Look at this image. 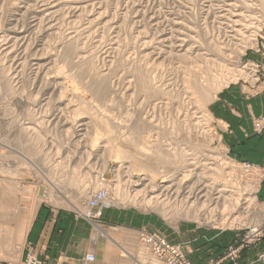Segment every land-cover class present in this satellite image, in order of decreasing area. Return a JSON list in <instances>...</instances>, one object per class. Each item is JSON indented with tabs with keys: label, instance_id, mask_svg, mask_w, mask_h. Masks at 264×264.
<instances>
[{
	"label": "rangeland",
	"instance_id": "1",
	"mask_svg": "<svg viewBox=\"0 0 264 264\" xmlns=\"http://www.w3.org/2000/svg\"><path fill=\"white\" fill-rule=\"evenodd\" d=\"M18 1L0 0V35L8 27L27 28L26 51L3 54L0 50V73H4L0 74V184L28 185L32 195L23 198L19 193L12 197L14 203L6 200V205L0 201V258L27 264L28 256H33L43 264L28 232L44 209L50 214L71 211L89 221L94 244L99 239L105 243L104 251H99L104 264H135L141 253L147 264H161L143 245L144 234L163 237L179 247L191 264H203L202 253L207 254L205 264H264V229L256 242L240 249L237 259L228 256L231 247L248 235V227L264 223L258 213L264 209V133H257L253 125V117L264 111L252 117V127L247 112L238 114L241 102L264 93V0H83L86 6L81 11L62 4L48 20L38 14L43 23L33 29L28 23L39 0H22L23 13L13 6ZM44 21L54 27L43 30ZM253 31L256 40L251 38ZM165 37L167 42L162 40ZM179 42L183 49L176 50ZM256 45L261 46L259 51L251 49ZM33 59L48 62L47 70L37 74ZM248 61L261 65L253 85L243 80L242 66ZM219 76L232 80L213 92L210 101L202 102L205 90L194 92L190 80L204 87L217 84ZM232 83L238 86L223 90ZM79 120L85 123L81 131H77ZM26 125L31 128L22 132ZM196 140L203 141L204 147L195 148ZM104 146L110 147L109 153ZM112 147L127 154L115 158ZM194 151L202 155L200 159L211 155L212 160L201 161L212 162L207 166L220 171L213 176L215 188L234 193L240 188L241 208L209 206L201 198L196 207L211 217L204 220L191 211L185 215L188 205L182 195L162 196L153 190L147 196L140 191L136 203L129 199L143 187L130 182L136 180L134 172L152 174L155 181L177 173V179H190L189 184L210 178L211 171L204 167L206 172L199 177L192 173L200 172V167L192 173L191 166L182 171L180 156ZM246 163L259 168L249 171ZM34 191H43L42 197L38 195L23 240L15 249L12 231L23 203L36 197ZM102 193L105 202L88 207L89 200ZM248 194L254 195V202L241 204ZM149 195H160L161 205L145 204ZM124 197L130 201L125 203ZM4 228H11L6 242L2 241ZM89 255L93 259L85 261L99 258L93 252L84 259Z\"/></svg>",
	"mask_w": 264,
	"mask_h": 264
},
{
	"label": "bare ground",
	"instance_id": "2",
	"mask_svg": "<svg viewBox=\"0 0 264 264\" xmlns=\"http://www.w3.org/2000/svg\"><path fill=\"white\" fill-rule=\"evenodd\" d=\"M35 1V0H34ZM33 1V2H34ZM94 1V0H93ZM93 1L91 2V3H93ZM24 1H22V0H19L18 1V3H17V5L16 4H14L13 6H15V8L17 9V11H19V12H21V13H23L22 12V10L25 8L24 6H21V4L20 3H23ZM89 2V1H88ZM82 3H83V5H82ZM87 3V2H86ZM85 3V4H86ZM99 3V2H98ZM62 4H65V5H69V7L71 6L75 11H78V10H80L81 11V9H84V7L86 6V5H84V2H83V0H39V3H35L34 5H35V7L34 6H32V7H34L33 9H34V11L31 13L32 14V16H31V18H30V21H29V28H34L35 26H36V28L37 27H39V25H41V23H43V19L44 20H48V16H50L51 14H54L55 12H56V10H57V8L59 7V6H61ZM88 4V3H87ZM260 4H262V3H260ZM28 4H26V6H27ZM264 5V4H263ZM12 6V7H13ZM92 6V5H91ZM31 8V7H30ZM262 8H264V7H262ZM26 9V8H25ZM28 9H29V7H28ZM71 9V8H70ZM72 9V10H73ZM31 10V9H30ZM23 11H25V10H23ZM74 12V11H73ZM26 13V12H25ZM17 13H13V16H15ZM38 14H42V16L44 15V16H47V17H42L43 19H41V15H39L40 17H38L37 15ZM48 14V15H47ZM79 14V13H78ZM98 14V13H97ZM174 14V13H173ZM242 14V13H241ZM20 15V14H19ZM22 15V14H21ZM264 19V18H263ZM262 19V20H263ZM16 21V20H15ZM44 23H46V21H44ZM48 23V22H47ZM45 24L46 25V28H45V26H44V28L45 29H43V30H50V29H52L53 27L52 26H50L51 25V23L50 24ZM176 23V22H175ZM10 24V23H9ZM13 24H15V23H13ZM12 24V25H13ZM177 24H178V22H177ZM41 27V26H40ZM32 28V29H33ZM39 29H42V27L41 28H39ZM27 30V28H21V29H17L16 27H8V29H6V31L2 34V35H0V38L3 40L2 41V43H1V45H0V50H1V52L3 53V54H9L10 52L11 53H15L16 54V52H18V53H20V52H24V49L25 48H27L26 46H27V43L25 42L26 41V35H25V33L27 32L26 31ZM2 33V32H1ZM45 33V32H44ZM183 33V32H182ZM0 39V40H1ZM167 38L165 37V38H162V40H164V42H167V41H165ZM168 40V39H167ZM182 40L183 39H181V41H180V39H179V41L180 42H182ZM197 40V39H196ZM184 41V40H183ZM1 42V41H0ZM163 42V41H162ZM179 42V44H176L175 46H176V50H177V48H178V50H181V49H183V48H181V46L183 45L182 43H180ZM253 42V41H252ZM161 43V42H160ZM187 45V44H186ZM219 46V45H218ZM29 47V46H28ZM220 47V46H219ZM21 48H22V51H20L21 50ZM171 48V47H170ZM173 49H174V47H173ZM27 49H25V51H26ZM20 51V52H19ZM178 53V52H177ZM21 54V53H20ZM200 54V53H199ZM19 56V55H18ZM20 57V56H19ZM18 59V58H17ZM17 61V60H16ZM16 61H14V62H16ZM33 61H34V63L32 64V65H36V71H37V74L39 73V72H41V71H43V70H47V67H48V62H41V60L40 59H33ZM17 62H19V60L17 61ZM18 65L19 64H17L16 66H15V69L18 67ZM22 65V64H21ZM51 66V65H50ZM221 67V66H220ZM51 68V67H50ZM15 69L13 70V71H15ZM35 70V69H34ZM2 71V70H1ZM225 71V70H224ZM231 71V70H230ZM233 71H234V69H233ZM6 73V72H5ZM43 73V72H42ZM0 74H2V73H0ZM4 74V73H3ZM2 74V75H3ZM12 74H13V72H12ZM46 74V73H45ZM238 74V73H237ZM40 75V74H39ZM222 75V74H221ZM41 77V76H40ZM189 77V76H188ZM187 77V78H188ZM191 77V76H190ZM192 77H194V76H192ZM218 77V76H217ZM223 77V76H222ZM226 78H222L221 79V77L219 76V78L221 79V81H218V83L217 84H213V83H215V82H213V83H209L208 85H205L204 87H201V86H203V85H201L200 87H198L199 85H198V83H197V81L193 78V79H191L190 80V84H191V86H192V88L194 89V92H196V91H198V92H196V93H199V91H200V88L201 89H204L205 91H203V94L201 95V100H202V102L203 101H205V100H207V101H210L213 97H214V93L216 92V91H218V90H220L221 89V87L222 86H224V85H226V84H228L227 82L228 81H231L232 80V78L230 79V78H228L227 79V76H225ZM235 77V76H234ZM234 77H233V79H234ZM3 78H5V77H3ZM7 78V77H6ZM34 78V77H33ZM197 79V78H196ZM216 79V78H215ZM219 80V79H218ZM148 81V80H147ZM8 82V81H7ZM9 83V82H8ZM57 84H55L56 85V87H59L60 85V83L57 81L56 82ZM213 84V85H212ZM54 85V86H55ZM57 85H59V86H57ZM144 85V84H143ZM143 85H142V87H143ZM147 85V84H146ZM149 86H150V84H149ZM190 86V87H191ZM147 88H148V86H146ZM147 88H144L145 90L147 89ZM149 89V88H148ZM74 91V90H73ZM97 92V91H96ZM142 92V91H141ZM201 92V91H200ZM214 92V93H213ZM50 93V92H49ZM160 94V93H159ZM76 96V95H75ZM165 97V96H164ZM81 98V97H80ZM49 99V98H48ZM82 99V98H81ZM68 100V99H67ZM42 101V100H41ZM196 101V100H195ZM206 101V102H207ZM36 102V101H35ZM59 103V102H58ZM201 103V102H200ZM205 103V102H204ZM33 104V103H32ZM165 104V103H164ZM24 105V104H23ZM40 105V104H39ZM88 105V104H87ZM28 106V105H27ZM25 107V106H24ZM26 108H29V107H26ZM25 108V109H26ZM135 109V108H134ZM30 110H32V108L30 109ZM34 110V109H33ZM74 110V109H73ZM27 113H29L28 111H26ZM31 112V111H30ZM33 112V111H32ZM29 114H31V113H29ZM33 114V113H32ZM54 114V113H53ZM173 114V113H172ZM31 116V115H30ZM26 118V117H25ZM52 118V117H51ZM135 118V117H134ZM145 119V118H144ZM159 120V119H158ZM27 121V120H26ZM80 122H79V124H78V127H80V129L78 128V130L77 131H81V130H83L81 127H83L84 125H85V123L84 122H82L81 120H79ZM52 122V121H51ZM104 122V121H103ZM128 122V121H127ZM21 123V122H20ZM139 123V122H138ZM119 124V123H118ZM128 124V123H127ZM32 125H33V123H32ZM38 125V124H37ZM106 125H107V123H106ZM109 125V124H108ZM111 125H113V124H111ZM29 128H31V127H27V125L26 126H22V128H20V130L22 131V132H26V131H28L29 130ZM169 128V127H168ZM18 129V128H17ZM34 129V128H33ZM37 129V128H36ZM109 129V128H108ZM139 129V128H138ZM143 129V128H142ZM20 131V132H21ZM151 131V130H150ZM39 132V131H38ZM63 132V131H62ZM113 132V131H112ZM137 132V131H136ZM32 133V132H31ZM34 134V133H33ZM206 134V133H205ZM21 135V134H20ZM23 135V134H22ZM178 135V134H177ZM33 136V135H32ZM136 136V135H135ZM209 136V135H208ZM81 137V136H80ZM23 138V137H22ZM142 139V138H141ZM34 140V139H33ZM96 140V139H95ZM110 140V139H109ZM132 140H133V138H132ZM30 141V140H29ZM210 141V140H209ZM208 141V142H209ZM24 142V141H23ZM102 142V141H101ZM139 142V141H138ZM160 143V142H159ZM136 144V143H135ZM144 144V143H143ZM195 144L196 145H194V147L195 148H199V147H201V146H203L204 145V142L203 141H197L196 140V142H195ZM136 146V145H135ZM103 147V146H102ZM105 147V146H104ZM204 147V146H203ZM107 148H110L109 146L108 147H105L104 149L105 150H107ZM135 148H137V147H135ZM138 148H139V144H138ZM159 148V147H158ZM221 148V147H220ZM140 149H141V147H140ZM139 149V150H140ZM142 149H144V148H142ZM201 149V148H200ZM195 150V149H194ZM112 152H113V154H114V156H115V158H120L121 156L122 157H124V155L125 154H127L126 152L124 153L123 152V150L122 149H120L119 147L117 148V147H112V150H111ZM146 151V150H145ZM162 151V150H161ZM183 151V150H182ZM197 152V151H196ZM107 153H109L108 152V150H107ZM198 153V152H197ZM113 154H112V156H113ZM164 154V153H163ZM168 154V153H167ZM209 154V153H208ZM101 155V154H100ZM161 155H162V153H161ZM161 155L159 156V157H161ZM166 154H164V156H165ZM170 155V154H169ZM172 155V154H171ZM189 155V156H188ZM206 155V154H205ZM203 155V158H201L200 159V156H202V155H197L196 153H195V151L191 154H187V155H183L182 157L180 156V162H182L181 164V166L180 167H182L183 168V170L182 171H184V172H186L187 170H186V168H188V167H193L191 170H188L189 171V173H192V171L194 170V169H197V168H199V169H201L200 170V172H195V173H192V174H194L195 176H193V177H199V176H201L202 174L204 175L205 174V172L207 171V172H210L211 171V173H210V175H212L210 178H209V175L207 176L208 178H206V179H204V180H206V181H204L203 179L202 180H198V178H197V180L198 181H194L193 183H191V184H189V181H190V179H189V181L188 182H186V181H184L183 179H182V177L180 178L179 177V179H177V173L176 174H171L170 176H167V175H163L161 178L162 179H160L159 181L157 180V181H155V178H154V175H152L151 174V176H149L148 174L149 173H136V172H134L136 175H134L133 177H135L136 178V180H132V181H130L131 183L133 182L134 184H140V185H143V187H142V189H139V190H136V191H134L135 193H134V195H135V198H134V196H133V198H130L129 197V199H131V201H133V203H136V197L137 196H139V194L142 192V193H145L144 195H146L147 196V194L148 193H150V192H152L153 190H159L160 192V195H162L163 196V194L164 195H175L174 197L175 198H177L179 195L181 196V199H183V203L185 202L186 203V205H188V207H186L185 205H181V206H185L184 207V210H183V212L185 213V215H187L188 213H190V211L192 212V213H194L192 216H194V217H198V218H200L201 219V217H203L202 219H204V220H206L207 219V217L209 218V216H207V217H205V215L206 214H202L201 212H200V209H198L197 207H196V204H197V202H201L200 201V199L201 198H203V200H202V202H208V204H209V206L211 205V204H214V207L215 206H217L219 203H220V205L222 204V206H223V208H225V207H231V205L232 206H234V207H237V205L239 206V200H240V196H243L242 195V193H240V188H239V190H237L238 192H236V193H234L235 191H232V190H228L227 188H219V189H217V187L215 188V185H217V184H215V180H214V177L215 176H217L219 173H220V171L219 170H215V169H217V167L215 166V167H210V166H207V165H209V164H211L212 162H210L209 164L208 163H206V160L207 159H211V155ZM126 156H128V155H126ZM167 156V155H166ZM165 156V157H166ZM179 156V155H178ZM205 156V157H204ZM214 156V155H213ZM212 156V157H213ZM216 156V155H215ZM162 157H163V155H162ZM165 157H164V160H165ZM125 158H127V157H125ZM170 158V157H169ZM173 158V157H172ZM177 158V157H176ZM121 159V158H120ZM160 159V161L161 162H164L163 161V159H161V158H159ZM158 159V160H159ZM174 159V158H173ZM204 159H206L205 160V162H202ZM171 160V159H170ZM175 160V159H174ZM202 160V161H201ZM212 160V159H211ZM143 161H145V160H143ZM172 161V160H171ZM176 161V160H175ZM78 162V161H77ZM146 162V161H145ZM166 162V161H165ZM92 163V162H91ZM140 163V162H139ZM172 163V162H171ZM138 164V163H137ZM213 165V164H212ZM145 166V165H144ZM205 168L206 169V171L204 172L203 170H205V169H203L202 170V168ZM145 168V167H144ZM157 168V167H156ZM178 168V167H177ZM221 169V168H220ZM135 169H133V171H134ZM152 170V169H151ZM161 170V169H160ZM195 171V170H194ZM116 172V171H115ZM177 172V171H176ZM131 173V172H130ZM165 173V172H164ZM179 173V172H178ZM129 174V173H128ZM133 174V173H132ZM141 174H142V176H141ZM157 174V173H156ZM180 174V173H179ZM178 174V175H179ZM207 174H209V173H207ZM216 174V175H215ZM191 175V174H190ZM215 175V176H214ZM132 176V175H131ZM131 176H128V177H131ZM183 176V175H182ZM214 176V177H213ZM89 177V176H88ZM184 177V176H183ZM187 177H188V175H187ZM191 177V176H190ZM157 179V178H156ZM173 180H175L174 182H173ZM228 180V179H227ZM122 181V180H121ZM222 181V180H221ZM234 181V180H233ZM13 182V181H12ZM11 181H5V183H4V181H2L1 183L2 184H0V190H1V198H0V201H1V203H2V205H6V203L8 202V201H10L11 200V202L13 201V199H12V197H14V196H16L17 194H19V193H21L22 195V197L23 198H28V196H29V194L32 192H30V186H28V185H20L18 182H15L14 184L12 183ZM118 182V181H117ZM217 182V181H216ZM227 182V181H226ZM119 183V182H118ZM227 183H225V184H223V186H225ZM232 184V183H231ZM235 184V183H234ZM117 185V184H116ZM131 185V184H130ZM221 185H222V183H221ZM249 185V184H248ZM220 186V185H219ZM229 186V185H228ZM117 187H118V185H117ZM221 187V186H220ZM252 188V187H251ZM255 188V187H254ZM255 190V189H254ZM84 191V190H83ZM117 191V190H116ZM116 191H114V192H116ZM141 191V192H140ZM229 192L230 194H228V195H224V193L225 192ZM233 192V193H231V192ZM30 192V193H29ZM35 192V191H34ZM37 192V191H36ZM35 192V196L36 197H32L31 199L29 198V200H27V202H22L23 203V207H21V210L22 211H20L19 212V214H18V216H17V224H16V227H15V229H14V231H12L13 233H14V239H15V242H14V248L15 249H18L20 246V242L23 240V236H24V234H25V232H26V230H27V228H28V225H29V222H30V218L32 217V214H33V209L36 207V205H37V203H38V200L37 199H39V198H37L38 197V195L40 196V197H42V192L41 193H36ZM140 192V193H139ZM226 192V193H227ZM120 193V192H119ZM119 193H117V194H119ZM161 193H163V194H161ZM214 193H216V194H218L217 196H215L214 195ZM122 194V193H121ZM121 194H120V197H121ZM28 195V196H27ZM31 195H32V193H31ZM160 195H153V196H151L150 197V195H149V198H147L146 199V201H145V204H147L148 206L149 205H161V203H162V201H160L161 203H159V201H158V198L160 197ZM236 195V196H235ZM246 195V194H245ZM26 196V197H25ZM123 196H124V194H123ZM122 196V197H123ZM249 196H251V197H249ZM21 197V198H22ZM102 197V196H101ZM128 197V196H127ZM141 197V196H140ZM143 197H145V196H143ZM7 198V199H6ZM15 198V197H14ZM36 198V199H35ZM116 198V197H115ZM119 198V197H118ZM191 198H193L192 200H190L189 201V199H191ZM219 198L220 199H222V201L220 202V200H219ZM104 199H106V198H104ZM104 199H103V201H104ZM117 199V198H116ZM121 199H123V198H121ZM126 199V197H124V200ZM129 199H126V200H128V201H130ZM143 199H145V198H143ZM166 199V198H165ZM180 199V198H179ZM180 199V200H181ZM244 199V198H243ZM6 200H7V202H6ZM108 200V199H107ZM123 200V201H124ZM125 200V203L127 202ZM254 200H255V198H254V195H251V194H248V197H246L245 199H244V202H242L241 204H244L245 202H254ZM115 201V200H114ZM113 201V202H114ZM118 201V200H117ZM120 201V200H119ZM141 201V200H140ZM144 201V200H143ZM195 201V202H194ZM14 202H15V200H14ZM14 202H12V203H14ZM139 201H137V203H138ZM190 202V203H189ZM21 203V204H22ZM115 203V202H114ZM118 203H120L121 204V201L120 202H118ZM123 203V202H122ZM130 203V202H129ZM188 203V204H187ZM142 204H143V202H142ZM141 204V205H142ZM202 204V203H201ZM204 204V203H203ZM240 204V205H241ZM252 204V203H251ZM254 204V203H253ZM146 205V206H147ZM14 207V206H13ZM145 207V206H144ZM240 207V206H239ZM3 208V207H2ZM153 208V207H152ZM154 208H155V206H154ZM162 208V207H161ZM241 208V207H240ZM210 209V208H209ZM227 209H229V208H227ZM245 209V208H244ZM160 210H162V211H164L163 209H160ZM243 210V209H242ZM177 211H179L178 209L176 210V212ZM181 211H182V209H181ZM181 211H179V212H181ZM168 212V211H167ZM178 213V212H177ZM212 213V212H211ZM259 214H260V217L262 218L263 216H264V209L263 210H260V212H258ZM0 214H2V212H0ZM207 214H208V212H207ZM209 214H210V212H209ZM245 214V213H244ZM165 215V214H164ZM173 215V214H172ZM177 215V214H176ZM189 215V214H188ZM196 215V216H195ZM4 216V215H3ZM199 216H201V217H199ZM252 217V216H251ZM211 218V217H210ZM209 218V219H210ZM213 218V217H212ZM255 218V217H254ZM256 219V218H255ZM203 221V220H202ZM233 221H234V219H233ZM256 222V221H255ZM96 228H98L99 229V227L98 226H95ZM11 229V228H10ZM10 229H8V228H4L3 230H1V231H3L2 233V235H3V239H2V241H4V242H6V240H8L7 238L10 236V233H11V230ZM12 240V239H11ZM12 242V241H11ZM13 245V244H12ZM14 250V249H13ZM126 252V251H125ZM128 253V252H127ZM124 254V253H123ZM135 255V254H134ZM125 256V255H124ZM123 256V257H124ZM133 258V257H132ZM147 258H146V256L145 255H142V253L140 254V255H138L137 256V259H135V260H133V262L134 261H137V263L136 262H134L135 264H147L148 262V260H146ZM85 260H89V259H85ZM91 262V261H90ZM147 262V263H146Z\"/></svg>",
	"mask_w": 264,
	"mask_h": 264
},
{
	"label": "crops",
	"instance_id": "3",
	"mask_svg": "<svg viewBox=\"0 0 264 264\" xmlns=\"http://www.w3.org/2000/svg\"><path fill=\"white\" fill-rule=\"evenodd\" d=\"M237 86L232 83L223 90L233 89ZM234 91L235 89L232 92ZM241 105L242 109L238 110V114L245 115L247 112L249 127L250 124L252 127V117L264 111V93L254 97L250 102H241ZM243 118L245 117L242 116ZM235 120L240 121V118L236 117ZM235 120L232 121V126L237 128ZM251 132L253 133L252 128ZM235 135L240 134L236 132ZM262 165L264 166V164ZM28 234L29 243L35 247L40 258L43 259V264H104L103 258L99 256L100 249L102 248L104 251V241L99 239L94 244L91 223L85 218H77L71 211L63 210L57 214H50L48 210L41 209ZM93 252L99 258L95 256L97 260L94 262L85 261L84 256ZM220 252L217 253L220 254ZM206 255V253H202L201 259L206 260ZM204 260L203 264L206 263ZM15 261L14 259L0 258V264H18ZM197 263L201 264L200 261Z\"/></svg>",
	"mask_w": 264,
	"mask_h": 264
},
{
	"label": "built area",
	"instance_id": "4",
	"mask_svg": "<svg viewBox=\"0 0 264 264\" xmlns=\"http://www.w3.org/2000/svg\"><path fill=\"white\" fill-rule=\"evenodd\" d=\"M256 6V4H254ZM253 6V7H254ZM260 6H258L259 8ZM261 7H264V5H261ZM255 31V30H254ZM254 31L252 32L251 38L253 40L256 35H254ZM261 36V34H258ZM263 36H261L262 38ZM264 45V43L261 44V46ZM254 46V45H253ZM261 46H255L251 47L252 50L254 51H259ZM264 48V46H263ZM242 73H245L246 78H244V82H247L249 84H254L259 80V72L261 69V65L248 61L246 64L242 66ZM253 125L254 129L257 133H264V114L259 115L256 117H253ZM244 168H247L249 171L254 170L255 168H259V166H256V164L253 163H246L244 164ZM103 196V197H101ZM106 194L102 193L97 197H93L92 199L89 200L88 207H95L98 205L100 202H105L103 199L105 198ZM96 216V215H95ZM258 226H250L249 232L247 233L248 235L245 237L244 240L238 245V246H233L228 252V256H230V259L235 260L237 259L238 253L242 247L250 243L256 242L261 235H263V229H264V223ZM142 243L145 245L148 250L152 253V256L158 260V262L161 264H191L189 261L184 259L183 253L180 250L179 247L171 245L168 241H166L163 237L160 236H153V235H142ZM151 249V250H150ZM89 260L93 259L92 255H89L88 257ZM262 258V257H261ZM27 264H40V262L34 258L33 256H28L27 259ZM234 264H239L235 261Z\"/></svg>",
	"mask_w": 264,
	"mask_h": 264
}]
</instances>
